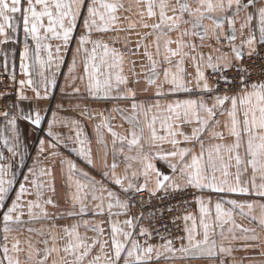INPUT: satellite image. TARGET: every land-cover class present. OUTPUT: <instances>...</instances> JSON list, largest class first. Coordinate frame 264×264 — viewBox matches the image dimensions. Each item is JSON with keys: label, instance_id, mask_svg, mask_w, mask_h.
I'll return each instance as SVG.
<instances>
[{"label": "snow or ice", "instance_id": "snow-or-ice-1", "mask_svg": "<svg viewBox=\"0 0 264 264\" xmlns=\"http://www.w3.org/2000/svg\"><path fill=\"white\" fill-rule=\"evenodd\" d=\"M20 21L26 41L30 39L34 45L30 48L25 43L20 52V68L28 77L19 81L21 86L27 84L36 99H46L65 63L61 49L73 51L69 45L82 25L66 79L79 80L89 98L113 106L101 111L75 106L81 117L98 121L94 134L101 148L95 160L80 121H65L52 114L48 148L65 147L90 168H96L97 161L100 165L101 180H97L58 151L49 153L60 157L65 208L54 199L53 168L35 164L22 173L15 198L5 204L16 174L10 162L0 163V209H4L0 213V264H150L163 255L160 247L173 256L182 253V259L216 257L218 253L230 255L231 242L237 239L260 240L255 228L242 226L236 217L255 222L264 231V80H252V70L243 63L245 55L251 59L258 54L256 45H264V0H0V44L14 42L9 32H17ZM109 33L115 35L104 39ZM51 41L57 42L55 46ZM30 52L32 65L28 63ZM78 67L81 74H77ZM206 70H211V81ZM229 72L236 77L227 75ZM33 73L40 77L38 81L31 78ZM260 74L264 76V66ZM78 93L80 88L74 87L73 94ZM141 93L144 98H139ZM17 96L29 99L22 92ZM0 117L5 121L0 142L12 157L19 155L23 161L17 121L23 119L38 128L43 117L38 110L29 114L5 110ZM117 119L120 123H113ZM125 123L127 130L118 132ZM56 124L71 127L75 136L65 141L52 131ZM189 127L190 133L185 131ZM105 132L111 137V164ZM164 144L171 145V150H164ZM44 151L45 141L41 140L39 152ZM118 156L123 157L122 173L117 172ZM5 159L0 153V161ZM155 161L166 164L170 174L163 173ZM149 183L154 187L149 188ZM189 187L218 198L196 197L199 216L183 217L185 236L179 239L186 244L179 249L171 240L160 247L147 240L141 244L139 237L150 239L151 232L138 225L143 216L128 214L134 206L128 194L149 191L155 195L160 189ZM228 196L259 199L225 198ZM49 206L55 211L49 213ZM89 213L107 215V239L102 227L105 222L85 219ZM122 215L126 218L118 219ZM66 218L72 222L57 224ZM37 221H49L50 227H32ZM88 231L94 235L87 236ZM260 255L264 256V250Z\"/></svg>", "mask_w": 264, "mask_h": 264}, {"label": "crops", "instance_id": "crops-1", "mask_svg": "<svg viewBox=\"0 0 264 264\" xmlns=\"http://www.w3.org/2000/svg\"><path fill=\"white\" fill-rule=\"evenodd\" d=\"M253 24L255 25V21L253 22ZM236 27L237 29H239V23H237ZM81 31H82V25L78 26V28L73 34L74 39L69 45V48L73 51L76 48L75 37H78L81 34ZM9 35L13 36L14 42L9 41L6 44H0V68L4 72H6L10 77L15 79V83H16V89H15L16 101L13 106L15 112L14 113L10 112V114H16L20 111H23L25 114H29L30 111L38 110L41 116L43 117V119L38 128L30 124L26 120L19 119L17 121V131L19 134V142L21 145L20 151L23 152L24 154L23 161H21L19 155H17L16 157H12L11 154L7 151V148L4 146V144L0 142V153H3V155L7 158L4 161H0V163L10 162L12 164V171H14L16 174L15 175L16 183L13 184V188L12 190H10L8 194V198L5 200V204L10 205L11 199L15 198V193L19 189V182H23L22 173L26 174L28 172V168L32 167L35 164L37 168H48V167L53 168L54 175L56 176V184H57V195L54 197V199L57 200L61 208H65L66 205L64 203V190L61 188V180H60V171H61L60 157L53 158L49 155V153L51 151H58L61 154V156L72 159L76 163L79 169L88 171L90 175L94 176L97 180H101L100 165H99V161H97V167L90 168L84 160L80 159L75 153L70 152L68 148H65V147H58L57 149L48 148L47 145L49 141L51 140V138L47 135V132L49 130V127H48L49 121L53 119L52 114L53 112L57 113V118L65 120V121H71L73 119L80 121V124L84 128V131L87 135L88 140L91 141L93 158L95 160L96 155L100 151V148H101V146L96 143V138L94 134V123L98 121L93 122V121H89L81 117L79 114V109H77L75 106L79 104L81 108L87 107L89 111L93 109L97 111H101L105 109H110L113 106V104L112 102L92 100L91 98L88 97L85 91L84 85L79 80L72 82L66 79V75L68 73V64L72 60L73 51L65 52L63 48L61 49V55L64 57L65 63L61 65L59 73L56 75V86L53 88H50L46 99H36L35 93L32 91L30 87H28L27 84H25L24 86H21L19 84L20 80L28 79V77H25L23 75L21 68H20V63H21L20 52L23 51L25 43H28L29 47L33 48L34 47L33 42L30 39L26 41L25 35L23 32L22 21L18 23L17 32L15 33L9 32ZM110 35H115V34L114 33L105 34L104 39L107 40ZM122 35L123 33H121V36ZM175 35L176 33L172 34L173 38H175ZM237 37H238L237 42H239V32H237ZM198 42L199 41H197V43ZM51 43L53 44V46H55L57 42L51 41ZM116 46L122 47V44H117ZM225 50L227 49L225 48ZM205 51H207V49H205ZM53 53L55 55L54 47H53ZM32 55L33 54L30 52L29 54L30 58L28 60V63L30 65L33 64ZM42 56L46 59L45 53H42ZM133 59H136V58L133 57ZM138 65H139V61L137 62V71H139ZM188 70L190 72L193 71L190 64H189ZM37 71H38V66H37ZM126 71H127V68H126ZM208 71H211V70H206V75ZM81 73H82V68L78 67L77 74H81ZM31 78L34 81H38L40 79V77L35 75V73H33ZM142 83H143V80H142ZM74 87H79L80 93L73 94ZM39 90L41 92V96H43L44 95L43 87L41 86ZM18 92H22L23 95L29 97V99L19 100L17 96ZM220 94H223V92H221ZM139 98H144V94L142 93L139 94ZM170 99H175V97H170ZM120 104L121 106H126V102H120ZM16 105H19V108H17ZM113 123L119 124L120 121L117 119ZM4 128H5V121L2 117H0V130H4ZM127 128H128V125L125 123L123 128H117L116 130L118 132H125ZM52 131L55 134L62 137L65 141H67V138L69 136H73V137L75 136V132L72 131L71 127H65L62 124H56L52 128ZM185 131L190 133L191 128L190 127L186 128ZM5 135L10 137L11 132L5 131ZM41 140L45 141V151L43 153L39 152ZM105 140L108 144V163L111 164L113 160V156L111 152V148H112L111 137L106 132H105ZM117 147H119V144H117ZM161 147L164 150H171V145H168V144H164ZM125 150H127L126 146H125ZM133 154L135 153L133 152ZM116 159L119 164V167L117 168V172L122 173L124 170L123 157L118 156ZM54 160H55V163L53 162ZM155 163L157 167L163 173L170 174V170L167 168L166 164H164L162 161H155ZM139 182L142 183L143 180L141 179ZM104 183L108 187H112L114 191H118V189H116L115 186L109 184L107 180H105ZM152 187H154V185L152 183H149V188H152ZM130 194L131 193L128 194V198ZM120 195H121V199L125 198L122 193ZM198 196H203L205 199H207L208 196H211L213 201H215L218 198L216 194L209 193V192L201 193L198 191ZM225 198H233V199H238V200L259 199L258 197H245V196H228ZM131 209L132 207L129 209L128 214L132 216ZM2 211H4V209H0V213H2ZM48 211L49 213H52L55 210L51 206H49ZM187 214H192L198 217L199 212H198L197 204L195 205L194 208L188 209L187 211H185L183 217ZM256 214H258V210H256ZM84 218L95 220V221H104L105 223L102 224V227L105 228L104 238L105 239L108 238L110 229L106 222L107 215L93 217L92 214L89 213ZM125 218L126 217L123 215L118 217V219L120 220H123ZM25 219H27L26 216H25ZM113 219H117V217H113ZM71 222H72L71 219L66 218V219L57 221V224L64 225V224H70ZM236 222L241 224L244 227L255 228L257 234L260 237V240L242 241V240L237 239L235 241H232L231 247L233 251L231 252L230 255L218 253L216 257H196V258H183V259L180 258L183 256V254L178 251L175 253L174 256L172 253H164L163 248L160 246H162L165 242L155 243L152 245L156 247H160V251L163 253V255L161 256L159 260H156L154 258L150 262V264H220V260H224L225 264H234V262L235 264H264V256L260 255V252L264 250V231H262L259 228L257 223L255 222L249 223L247 219H243L239 216L236 217ZM188 224L190 226L191 221H189ZM31 226L37 229L41 228L42 226L45 228H48L50 227V222L49 221H37ZM184 227H185V221H184ZM80 231L82 234L85 233V229L83 228H81ZM14 235H19V234L14 233ZM23 235H27V233H24ZM86 235L89 237H92L94 233H92L91 231H88L86 232ZM236 235L239 236L241 235V233L237 231ZM184 236H185V233H184ZM21 238H23V236H21ZM35 238L36 237H34V239ZM216 240H217V246L219 247L221 241L218 235L216 236ZM141 244H144V243L141 242ZM182 244H186V240H183V242L178 246H174V245L172 246L176 249H179ZM245 244H256L258 246L254 248H244L243 246ZM224 246L225 247L229 246V241H224ZM96 251H98V246H97ZM93 254H95V252ZM153 256H155V253H153ZM165 257H168V258H165Z\"/></svg>", "mask_w": 264, "mask_h": 264}, {"label": "built area", "instance_id": "built-area-1", "mask_svg": "<svg viewBox=\"0 0 264 264\" xmlns=\"http://www.w3.org/2000/svg\"><path fill=\"white\" fill-rule=\"evenodd\" d=\"M257 53L251 59L246 55L244 57V66L252 70V80H264L260 74V69L264 66V45H256ZM232 78L236 77L235 72L227 73ZM209 80L212 79L211 71H208ZM223 84L221 88H223ZM16 83L6 72L0 68V112H14V103L16 101ZM198 191L192 188H185L179 191L172 189H160L155 195L144 191L140 193H131L129 199L134 205L131 209L132 216L140 217L138 225L148 228L151 232V238L139 237L142 243L155 244L171 240L172 245L178 246L184 236L183 215L188 209L196 205ZM171 209V211H169ZM139 226L136 231H139Z\"/></svg>", "mask_w": 264, "mask_h": 264}, {"label": "rangeland", "instance_id": "rangeland-1", "mask_svg": "<svg viewBox=\"0 0 264 264\" xmlns=\"http://www.w3.org/2000/svg\"><path fill=\"white\" fill-rule=\"evenodd\" d=\"M15 80V79H14ZM16 89V88H15ZM15 112V111H14ZM14 112H12V113H14Z\"/></svg>", "mask_w": 264, "mask_h": 264}]
</instances>
